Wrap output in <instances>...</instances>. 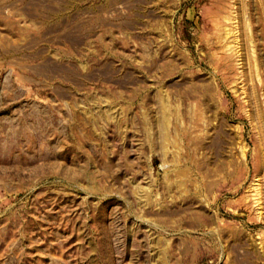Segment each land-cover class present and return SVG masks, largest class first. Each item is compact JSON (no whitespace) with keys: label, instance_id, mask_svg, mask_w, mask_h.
I'll return each mask as SVG.
<instances>
[{"label":"rangeland","instance_id":"obj_1","mask_svg":"<svg viewBox=\"0 0 264 264\" xmlns=\"http://www.w3.org/2000/svg\"><path fill=\"white\" fill-rule=\"evenodd\" d=\"M224 1L0 0V264H264V0Z\"/></svg>","mask_w":264,"mask_h":264},{"label":"bare ground","instance_id":"obj_2","mask_svg":"<svg viewBox=\"0 0 264 264\" xmlns=\"http://www.w3.org/2000/svg\"><path fill=\"white\" fill-rule=\"evenodd\" d=\"M224 4L225 6H222V10H223V15H219L218 16V19L221 20V22L223 23H227L230 21V11L229 9L226 8V6L228 5L229 6V3L225 0L224 1ZM214 22H217L216 20ZM226 32V31H224ZM221 36V35H220ZM222 38V37H221ZM221 38H218L219 40H221ZM223 40V39H222ZM221 43V42H220ZM228 45V44H227ZM225 47V46H224ZM222 49V48H221ZM223 53V52H222ZM233 57V50H232V47H230V44L229 46L226 47L225 49V52L220 55V57H218V61H221L225 68L226 69H233L234 72H236V63L233 61L232 59ZM252 57H253V71H254V75H255V79H256V82H257V85L260 86L262 84V76L260 74V71H259V68L257 66V63H256V60H255V56H254V53H252ZM260 97H261V94H260ZM163 101V99H162ZM260 105L262 107V115H263V118H264V114H263V108H264V99L261 100L260 99ZM168 117V115H167ZM167 118H165V111H164V108H163V111H162V116H161V128H165L166 127V121ZM264 122V121H263ZM191 126V125H190ZM168 127V126H167ZM165 142V141H164ZM240 154H241V159L244 160L246 158V150H245V147L242 145L241 146V150H240ZM253 162L254 164L257 163V155L256 153L254 152V155H253ZM252 187V186H250ZM256 189V188H255ZM248 190V189H247ZM249 191V190H248ZM247 192V191H246ZM248 196H247V203L248 204V207L247 209L250 211V215L253 214L255 211L257 210H254L255 208V205L256 203L258 204L259 201L256 200L258 194L256 192V190L252 193V192H247ZM242 200V199H240ZM244 201V202H245ZM243 202V200H242ZM244 204V203H243ZM245 205V204H244ZM259 205V204H258ZM257 205V206H258ZM242 206V205H241ZM247 206V205H246ZM243 210V209H242ZM256 213V212H255ZM254 215V214H253ZM258 215V214H257ZM253 217V216H252Z\"/></svg>","mask_w":264,"mask_h":264}]
</instances>
